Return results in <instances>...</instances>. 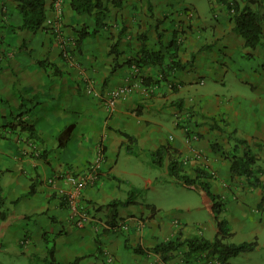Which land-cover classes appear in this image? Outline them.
Segmentation results:
<instances>
[{
  "label": "crops",
  "instance_id": "obj_1",
  "mask_svg": "<svg viewBox=\"0 0 264 264\" xmlns=\"http://www.w3.org/2000/svg\"><path fill=\"white\" fill-rule=\"evenodd\" d=\"M52 1H47L51 23L44 29L14 32L21 24L18 1L0 0V188L8 209L7 218L0 220V264H71L77 258H82L78 264H214L217 259L207 254L186 261L181 251L170 252L164 261L154 250L180 231L184 237L215 238L214 222L189 225L183 213L190 204L173 205L178 212L167 219L160 212L165 206L144 204L138 196L118 208L115 220L107 208L112 201L125 202L141 186L155 189L162 175L169 177L171 157L184 164L191 178L198 169L214 173L209 182L224 203L222 218L234 234L232 243L259 244L264 239V175L232 176V157L226 152L238 150L240 156L245 147H238V141L245 140L264 167V37L256 49L246 47L219 0L218 22L211 31L187 18L189 6L181 0H123L119 7L108 2L105 27L71 53L73 63H68L64 51L72 49L76 30L96 29L95 16L77 14L67 0L57 19ZM174 39L180 41L178 47ZM114 43L121 65L115 71V56L109 53ZM156 55L162 56L161 65L134 64ZM239 57L261 60L254 79L247 75V65L237 63ZM42 60L55 64L61 74L40 67ZM176 60L182 66L170 69ZM230 74L235 78L228 83ZM89 82L93 93L86 90ZM124 87L116 105L108 107L111 92ZM28 108L23 119L35 125L42 143H30L25 132L1 129L10 116ZM69 126L72 131L60 147L59 137ZM123 133L133 137L135 154L127 151ZM101 146L100 178L79 199L91 220L76 228L65 199L74 191L68 175L84 171ZM161 147L168 153L157 168L151 154ZM43 151L46 160L39 157ZM32 183L36 190L28 196ZM148 204L160 211L148 215ZM246 255L241 263L230 264H253Z\"/></svg>",
  "mask_w": 264,
  "mask_h": 264
},
{
  "label": "trees",
  "instance_id": "obj_2",
  "mask_svg": "<svg viewBox=\"0 0 264 264\" xmlns=\"http://www.w3.org/2000/svg\"><path fill=\"white\" fill-rule=\"evenodd\" d=\"M18 8L21 15V24L17 25L14 28V32L28 30L31 32H37L40 29H44V25L47 22L48 18V0H17ZM226 4L227 9L232 14V18L236 27L237 32L240 33L242 38L245 40V46L251 49H256L261 43L264 37V26H263V15L261 14V10L263 9L264 0H248L246 1L244 6H241L238 2H227L226 0H219ZM108 2L112 3V6L119 7L122 5L123 0H69L70 8L79 15L84 16H95V25L96 29L90 31L87 26H82L80 29L76 30V38L74 41L76 43L75 50L81 49L84 41L87 38L96 36L100 28L105 27L104 21L106 15L108 13ZM52 7V6H51ZM184 12L187 18H194V13L191 7H187L184 9ZM186 31H180L178 33V38L184 35ZM59 38L62 36L61 33L58 34ZM57 35V36H58ZM63 37V36H62ZM176 39L172 42L173 45L178 47L176 44ZM1 44V42H0ZM110 56L114 55V69L115 71L118 66H121L117 63V59L120 55V52L117 51V44H111ZM65 58V57H64ZM146 59H142L139 62L129 61V64L134 63L135 65H139L141 63H158L161 65L162 56L156 55L147 56ZM66 59V58H65ZM67 61V60H66ZM40 67L43 69L52 68L55 69L56 73L61 74L56 68V65L52 62H48V60H42L37 62ZM182 66L180 61H174L169 64V68H179ZM143 82L146 83V78L143 77ZM172 89L175 91L176 87L172 85ZM180 108L182 105L179 103L176 105ZM30 109L28 108L25 112L12 115L10 118L11 121H8L5 125L1 127L4 131H19L25 132L27 134L26 140L30 143L34 144L35 142L42 143L43 140L40 138L38 130L36 129L34 124L29 123L23 119L25 114H29ZM72 131V126L67 127L63 133L59 137V145L63 147L68 140V136ZM123 135L128 139L129 144L126 146L127 151L130 154H135L136 152L131 148V142L134 141L133 137L123 133ZM2 138H5L2 135ZM237 146H244L243 153L241 156L232 155V165H231V173L232 176H243L250 178L254 175L253 165L257 161L256 154L252 151L247 141L239 140ZM168 153V149L166 147H161L157 151L151 154L153 158V164L157 168H161L163 166V160ZM47 151L41 152L39 155L42 159H47ZM197 174L195 178H191L187 173H185L184 164L179 161L178 158L171 157L168 165V174L171 180L177 181L183 184L186 187H195L201 195L204 197L206 204L210 207L211 213L213 215L214 221L217 225L218 232L213 240H208L203 236H191L184 237L183 232L180 231L177 234L175 240H171L166 243H161L157 245L154 250L161 254L164 261L169 260L170 252L181 251L183 255V259L188 261L192 258H199L202 254H207L208 257H212L217 259L221 264H230V260L235 258L241 254L254 252L259 244L258 240H254L251 242H243V243H232L229 240L234 235L231 232L229 227V223L226 219L222 218V213L224 210V203L222 198L215 194L212 189L209 180L212 175L206 169H198L196 170ZM36 185L34 183L31 184L28 196H31L35 193ZM139 195L138 190H132L130 192L128 200L125 202H121L118 200L112 201L108 204L107 208L112 210V220H115L117 217V210L122 205H129L133 203L134 199ZM66 203L69 205V198L67 196ZM6 206V200L1 194L0 188V220H5L8 216V211ZM147 209L150 210V214L155 215L158 211L154 205H147ZM86 213L90 214V210L86 207ZM111 226L114 225V222H111ZM52 255V252L50 253ZM82 258H77L71 264H78Z\"/></svg>",
  "mask_w": 264,
  "mask_h": 264
},
{
  "label": "rangeland",
  "instance_id": "obj_3",
  "mask_svg": "<svg viewBox=\"0 0 264 264\" xmlns=\"http://www.w3.org/2000/svg\"><path fill=\"white\" fill-rule=\"evenodd\" d=\"M66 1L67 0H64V4L62 7L63 9H62V12L60 15L61 18L64 14V5H65ZM177 1H180V0H177ZM228 1H230V2L236 1L241 6H244L246 1L248 2V0H228ZM179 3L188 4V6L192 8L193 13H194V21L197 22V25L200 26L201 30H203V31L210 30V27L212 25L217 24L218 19L215 17V14H217V12H219V10L217 9L218 4H217L216 0H181ZM52 4H54V0L52 1ZM212 5H214V7ZM51 8L53 9V11L56 14V10L54 8V5H52ZM262 8L263 9L261 10V14L263 15V18H264V3H263ZM49 20L50 19L47 18L48 23L49 22L51 23V21H49ZM263 26H264V22H263ZM59 32H61V31H58V33ZM210 34H211V32H210ZM249 50L251 51V49H249ZM74 51H75L74 45H72V49L67 50V52L70 54L71 53L74 54ZM237 63H239L241 65H247L248 66V68H246L247 75H249L253 78V73H254L253 70L255 69L256 65H257V67L261 68L260 64L262 62L260 59H255V63H254L251 61H247L245 59L242 60L239 57V58H237ZM263 66H262V70L264 71ZM258 70H260V69H258ZM258 76H259V78H262V76L260 74ZM234 78H235V75L230 74V76L227 77L228 83H231L232 79H234ZM238 147H240V146H238ZM237 152H238V150L236 151L234 149L233 150L229 149L226 152V155L228 157H232V155H237ZM242 153H243V151H242ZM257 161L252 166L253 171H254V173H258V174H260L262 172L261 175H264V167L260 163H257ZM185 173H186V170H185ZM196 174H197V172H196ZM212 176L214 177V175H212ZM210 179H206V180L208 181ZM138 192H139V195H138L139 200L141 202H143L144 204L156 201L160 205L165 206V209L160 211L161 215L165 219H167L170 214L174 215L176 212H178L177 210H173V208H172L173 205L178 204V205L183 206L184 204H186V205L190 204L193 207L189 211L186 208H184V213H183L187 216V219L189 221L188 222L189 225L197 226V224L200 223L202 225H206V227H207V226H212L215 223L213 215H212L211 210H210V207L206 204L205 199L201 195V193L196 189L184 187L181 183H179L177 181L170 180L169 177H165L162 175V178L160 179V181L156 182L155 189H147L145 186H141L138 189ZM7 211H8V209H7ZM147 214L150 215L149 210L147 211ZM179 214L181 215L182 212H179ZM209 234L210 233H208V232L206 233V235H209ZM206 237H208V236H206ZM229 241L232 242V238ZM238 241L239 240L236 239L234 242H238ZM259 244L261 245V247L259 249H257L254 253H249V256H251V258L253 259V264L264 263V239L263 238L259 242ZM243 256H245V257H243ZM246 256H248V255H246V253H245V254H242L236 258L231 259V261L234 263H236V262L241 263L240 261H244L245 260L244 258H246Z\"/></svg>",
  "mask_w": 264,
  "mask_h": 264
},
{
  "label": "built area",
  "instance_id": "obj_4",
  "mask_svg": "<svg viewBox=\"0 0 264 264\" xmlns=\"http://www.w3.org/2000/svg\"><path fill=\"white\" fill-rule=\"evenodd\" d=\"M64 0H54V8L56 10L57 19L61 18L62 7ZM65 57L69 63H73V58L66 52ZM86 90L89 93H93L92 84L89 82L86 86ZM127 91V88H120L111 92L106 100V105L110 108H113L121 96ZM197 136H192V139H196ZM105 160V150L101 146L100 151H98V156L95 160L82 172L78 174H69L68 180L72 183L74 191L68 195L69 205L72 210V222L73 226L76 228H83L90 220L91 215L86 213V207L82 205L79 201L82 191L87 188L94 186L99 178L101 168ZM214 175V173H210ZM216 260V259H215ZM214 264H221L218 260Z\"/></svg>",
  "mask_w": 264,
  "mask_h": 264
},
{
  "label": "clouds",
  "instance_id": "obj_5",
  "mask_svg": "<svg viewBox=\"0 0 264 264\" xmlns=\"http://www.w3.org/2000/svg\"><path fill=\"white\" fill-rule=\"evenodd\" d=\"M74 47H76V43H73ZM67 52V50L64 51V57H65V53ZM68 53V52H67ZM72 58H74L70 53H68ZM66 58V57H65ZM67 60V59H66ZM68 61V60H67ZM69 63V62H68ZM196 136V135H195ZM105 150V149H104Z\"/></svg>",
  "mask_w": 264,
  "mask_h": 264
}]
</instances>
